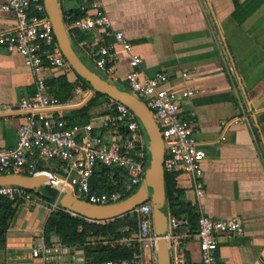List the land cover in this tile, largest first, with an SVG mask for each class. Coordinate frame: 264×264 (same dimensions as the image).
I'll list each match as a JSON object with an SVG mask.
<instances>
[{"label": "crops", "instance_id": "crops-1", "mask_svg": "<svg viewBox=\"0 0 264 264\" xmlns=\"http://www.w3.org/2000/svg\"><path fill=\"white\" fill-rule=\"evenodd\" d=\"M102 1L113 29L124 32L142 56L144 75L164 72L170 86L179 87L184 84L182 74L188 72L192 75L188 85L197 91L183 102L182 116L193 123L206 153V186L199 198L190 174H173L177 189L183 190V199L193 207L197 219L190 221L184 213L178 217L186 224L169 235L172 264H202L197 236V220L202 214L244 221L243 234L219 238L220 264H264V0ZM84 4L85 0H61L65 14ZM15 22L14 15L0 7V31ZM121 58L117 69L120 80L129 71L128 55L123 52ZM57 75L61 73L47 71V81ZM68 75L73 83L71 102L54 115L108 138L111 131L101 121L107 114L106 99L87 107L95 93L83 87L74 72ZM34 84L35 76L23 58L0 46V106L17 107L22 98L32 94ZM247 114L250 124L244 121ZM224 120L229 124L223 129ZM25 121L23 111L0 112V147L16 146L18 130ZM38 166L58 177L65 175L59 162L43 161ZM167 206L168 214L174 216ZM51 213L50 204L17 202L6 245L0 248V264H70L68 259L78 254L67 255L63 250L72 247L62 245L57 236L50 244L45 241ZM91 240L94 245L133 250L130 260L115 264H158L157 248L138 240L137 231L116 240ZM43 247L45 251L34 256L33 250ZM79 248L85 261L84 249Z\"/></svg>", "mask_w": 264, "mask_h": 264}, {"label": "built area", "instance_id": "built-area-1", "mask_svg": "<svg viewBox=\"0 0 264 264\" xmlns=\"http://www.w3.org/2000/svg\"><path fill=\"white\" fill-rule=\"evenodd\" d=\"M0 7L12 13L16 20L14 26L0 31V46L9 53L19 54L35 76L30 96L22 98L17 107L0 106V112L19 110L26 114V121L18 130L16 146L0 147V175L47 174L51 178L49 185L59 192L57 200L51 204L16 185H0V196L34 205L50 204L53 212L63 209L59 200L67 187L76 198L95 205L115 204L136 192L145 181L149 151L148 137L136 115L126 105L110 98L106 100L107 114L101 116V121L103 127L111 131L108 138L93 135L79 125L56 117L54 111L69 105L71 100L63 101L50 93L46 72L72 73L74 70L61 51L45 1L3 0ZM80 9L84 13L80 18L74 19L69 13H64L71 39L74 31H80L84 36L77 42L72 39L79 56L104 79L131 92L150 108L164 140L166 173L190 174L196 195L201 198L206 186L203 168L206 153L199 145L193 123L182 116L183 102L197 94L195 87L188 85L192 75L184 72V84L179 87H171L170 78L164 72L144 75L142 56L124 32L113 29L103 1L85 0ZM91 34L97 38L90 39ZM107 38L111 40L106 42ZM123 52L129 57V71L120 80L117 69ZM244 121L250 124L249 114ZM227 124L224 120L221 127L224 129ZM222 139H225L224 135ZM43 161L59 162L65 175L58 177L39 168L38 163ZM99 165L124 172L125 183L120 190H92L91 180ZM130 213L139 218L138 240L157 248L152 202L146 201ZM83 218L90 223L104 222ZM168 220L170 233L186 224L185 220L172 215ZM197 225L202 264H220L221 236L244 233V221L240 217L222 219L202 214ZM42 251H45L44 247L36 248L33 254L39 257ZM106 264L115 263L108 261Z\"/></svg>", "mask_w": 264, "mask_h": 264}, {"label": "water", "instance_id": "water-1", "mask_svg": "<svg viewBox=\"0 0 264 264\" xmlns=\"http://www.w3.org/2000/svg\"><path fill=\"white\" fill-rule=\"evenodd\" d=\"M44 1L61 51L74 72L90 84L93 94L97 92L115 102L124 104L136 115L148 137L151 155L145 181L136 192L120 202L108 205L91 204L76 198L72 190L67 187L65 193L60 197V206L79 216L105 221L128 214L144 202L151 201L153 204L155 233L158 237V264H172L169 248V214L166 210L165 147L161 129L152 111L142 100L119 85L104 79L81 59L66 29L61 0ZM50 179L47 174L35 176L5 174L0 175V185H16L28 190H38L44 185H49ZM63 251L67 255L78 254L77 257L73 258L72 256L68 259L71 262L70 264H85V261L81 260L83 252L81 248H65Z\"/></svg>", "mask_w": 264, "mask_h": 264}, {"label": "trees", "instance_id": "trees-1", "mask_svg": "<svg viewBox=\"0 0 264 264\" xmlns=\"http://www.w3.org/2000/svg\"><path fill=\"white\" fill-rule=\"evenodd\" d=\"M83 14L80 8L69 12V15L74 19L82 17ZM77 34L76 31L72 34L74 42L84 38V36H77ZM76 76L77 80L83 84V87L93 90L89 83L79 75L76 74ZM47 85L50 93L61 98L63 101L71 97L73 83L69 80L68 73L57 75L47 81ZM100 98L109 99L96 92L87 107L96 104ZM87 107L82 110L86 111ZM124 183L125 178L122 170L113 169L104 165H99L96 168L91 180L92 190L97 192L120 190ZM29 191L33 192L42 201L50 204L54 203L59 195L58 190L51 185H45L38 190ZM166 193L167 209H170L174 216L178 218L184 213L187 214L190 221L196 218L193 207L190 204H186L183 199V190L177 189L174 175L170 173L166 174ZM16 207V201H12L5 196H0V248L6 245L7 230L15 216ZM138 226L139 218L136 214L128 213L121 217L97 224L90 223L81 216H74L67 210L58 209L53 211L48 218L44 237L47 244L51 243L53 236H57L59 242L66 247H83L85 264H103L108 261L122 262L132 258L133 250L120 249L111 245H94L91 239L108 238L110 240H116L122 238L124 234L137 231Z\"/></svg>", "mask_w": 264, "mask_h": 264}, {"label": "rangeland", "instance_id": "rangeland-1", "mask_svg": "<svg viewBox=\"0 0 264 264\" xmlns=\"http://www.w3.org/2000/svg\"><path fill=\"white\" fill-rule=\"evenodd\" d=\"M150 160H151V155H150V152L148 151V155H147L148 168L150 166Z\"/></svg>", "mask_w": 264, "mask_h": 264}]
</instances>
